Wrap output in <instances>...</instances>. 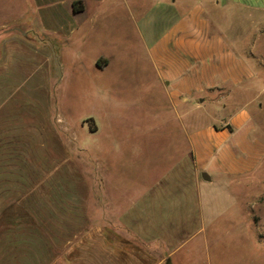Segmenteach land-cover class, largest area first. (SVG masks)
Segmentation results:
<instances>
[{
	"label": "crops",
	"instance_id": "1",
	"mask_svg": "<svg viewBox=\"0 0 264 264\" xmlns=\"http://www.w3.org/2000/svg\"><path fill=\"white\" fill-rule=\"evenodd\" d=\"M102 1L12 0L10 8L20 7L22 12L6 21L0 18V141L4 143L0 158L39 159L42 183L51 185L54 194L53 212L60 207L76 209L77 163L65 148L69 139L60 118L35 111L59 79V51L79 32L77 18ZM128 8L153 74L172 106L187 110L204 99L216 104L211 121L189 133L188 120L195 117H187L183 125L200 174L235 176L253 171L264 156V123L257 127L255 118L256 112L264 111V0H157L152 10H143L136 18ZM110 59L98 54L96 68L103 69ZM28 95L37 103L29 105ZM26 111L33 113L32 119L25 120ZM8 177L6 168L0 171V264H164L174 254L169 240L181 237L180 223L188 220L180 203L179 210L172 211L176 190L150 195L157 204L122 209L121 214L134 223L139 220L134 215L149 213L150 221L159 222L156 225L145 224L143 218L137 224L140 232L119 229L118 233L96 224L61 248L60 218L33 210L27 191L13 200V185L22 184ZM183 192L177 196L183 198Z\"/></svg>",
	"mask_w": 264,
	"mask_h": 264
},
{
	"label": "rangeland",
	"instance_id": "2",
	"mask_svg": "<svg viewBox=\"0 0 264 264\" xmlns=\"http://www.w3.org/2000/svg\"><path fill=\"white\" fill-rule=\"evenodd\" d=\"M156 1L103 0L78 17L79 32L59 51V79L35 111L60 118L65 127L69 139L65 148L77 163L76 209L60 207L53 212L54 194L51 185L42 183L36 165L39 159L1 157L0 171L6 168L8 178L22 184L13 185V200L27 191L33 210L60 218L61 248L72 236L77 238L84 228L96 224L118 233L119 229L139 231L137 224L143 218L145 224L156 225L159 222L150 221L149 213L134 215L139 220L131 223L121 212L149 208L158 203L150 195L174 194L175 190L179 194L182 189L184 197L175 194L170 206L176 212L181 205L188 220L180 223L181 237L174 241L172 235L169 240L174 254L164 264H264V156L253 171L210 175V181L202 178L183 125L187 117H195L188 120L189 133L211 121L216 104L201 95L203 102L187 110L175 109L153 74L128 7L136 18L139 12L152 10ZM11 4L12 0H0L1 19L22 12L20 7L10 8ZM98 54L111 57L101 70L94 63ZM28 96L29 105L37 103ZM32 117L26 111L25 120ZM255 118L257 127H262L264 111L256 112ZM3 145L0 141L1 152ZM192 193L195 198L190 197ZM81 194L84 197L79 199Z\"/></svg>",
	"mask_w": 264,
	"mask_h": 264
},
{
	"label": "water",
	"instance_id": "3",
	"mask_svg": "<svg viewBox=\"0 0 264 264\" xmlns=\"http://www.w3.org/2000/svg\"><path fill=\"white\" fill-rule=\"evenodd\" d=\"M201 176L206 181H210L211 180V177H210L209 173H207L206 171L201 172Z\"/></svg>",
	"mask_w": 264,
	"mask_h": 264
},
{
	"label": "trees",
	"instance_id": "4",
	"mask_svg": "<svg viewBox=\"0 0 264 264\" xmlns=\"http://www.w3.org/2000/svg\"><path fill=\"white\" fill-rule=\"evenodd\" d=\"M75 4H76V1L73 2L74 10H78V9L76 8V5H75Z\"/></svg>",
	"mask_w": 264,
	"mask_h": 264
}]
</instances>
